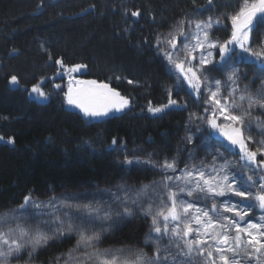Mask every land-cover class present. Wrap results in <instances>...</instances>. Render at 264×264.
<instances>
[{
    "label": "snow or ice",
    "instance_id": "6c2138e0",
    "mask_svg": "<svg viewBox=\"0 0 264 264\" xmlns=\"http://www.w3.org/2000/svg\"><path fill=\"white\" fill-rule=\"evenodd\" d=\"M191 2L193 15L182 16L153 43L176 87L189 89L193 107L188 100L172 98L169 88L167 103L153 107L149 102L147 110L156 114L172 106L184 109L189 128H207L209 139L219 136L226 143L210 147L204 142L202 158L187 150L183 167L176 157H126L123 163H143L161 179L138 187L119 185L99 198L51 195L40 200L26 195L18 207L0 211V264H17L25 256V264H32L42 252L73 237L72 247L53 255L50 264H264V36L258 32L264 25V0H240L233 13L204 18V5ZM206 3L211 11L214 0ZM125 14L141 17L139 9ZM224 19L230 21V35L220 40L213 29L222 27ZM54 63L59 69L48 79L69 76L66 103L84 117L100 119L129 107V99L107 83L76 81L83 87L73 88L71 73L86 65L67 66L62 57ZM248 65L256 69L251 75ZM9 82L21 83L17 75ZM43 84L42 79L31 87L30 98L48 100ZM254 132L261 138L254 140ZM0 141L5 137L0 135ZM5 142L14 145L15 138ZM185 143L193 144V136H186ZM256 207L262 210L258 218L245 220ZM136 217L149 225L143 246L103 247L114 218Z\"/></svg>",
    "mask_w": 264,
    "mask_h": 264
},
{
    "label": "trees",
    "instance_id": "16d2710c",
    "mask_svg": "<svg viewBox=\"0 0 264 264\" xmlns=\"http://www.w3.org/2000/svg\"><path fill=\"white\" fill-rule=\"evenodd\" d=\"M197 3L204 5L201 18L224 17L240 0H214L211 11L206 0ZM137 9L140 18L125 14ZM185 15H193L191 0H0V135L5 141L15 138L14 145L0 141V211L18 206L29 194L40 198L51 191L75 193L95 184L151 179L147 172L125 171L117 161L125 151L176 154L188 112L175 106L156 114L147 109L149 102L161 106L168 98L169 77L154 38ZM229 35L230 21L224 19L215 36L225 40ZM61 57L67 66L86 65L84 80L109 84L132 108L102 121L67 110L65 80L48 79L59 69L54 62ZM11 75L20 78L19 86L10 84ZM42 79L48 100L30 98L31 87ZM121 231L107 237L103 247L143 245V223L129 219ZM74 243L66 240L36 260L49 264Z\"/></svg>",
    "mask_w": 264,
    "mask_h": 264
},
{
    "label": "rangeland",
    "instance_id": "374dc122",
    "mask_svg": "<svg viewBox=\"0 0 264 264\" xmlns=\"http://www.w3.org/2000/svg\"><path fill=\"white\" fill-rule=\"evenodd\" d=\"M215 30L216 29H213V33H214ZM162 33H165V32H162ZM259 33H260L261 36H264V25L261 26ZM158 34H160V33H158ZM256 36L257 35L254 32L253 33V37L255 38ZM158 56L160 57V60L163 63V69H164V72H165L166 76L169 77L168 78L169 79V84L167 86V89H169V88L172 89V98L178 99V100H180V99L188 100L189 101V107L190 108L193 107L192 102H191V97H189L186 94L187 91L189 90L187 88V86L185 85L183 89H180V88L176 87V82H175L173 76L170 74L169 66H168L166 60L160 54H158ZM255 71H256L255 67L251 66V68H250V72L251 73H249V74L251 75ZM82 72H83V69H81L78 72L71 73L73 88L83 87V85H78L76 83V81H87V80H84L82 77H80ZM56 79L63 80V81L65 80L66 87H67V85L69 86V76L68 75H64L63 77L57 76ZM97 83H99V82H97ZM177 92L180 93L179 96H177ZM166 94H167V91H166ZM168 98L164 102L167 103ZM65 107L67 109L73 110V111L77 112L78 114H80L81 116H83V114L78 109H74V108L69 107L67 105L66 101H65ZM131 108H132V105L129 104V107L125 108L122 112H126L127 110H130ZM122 112L110 113L109 116H112V115H115V114L116 115H120V114H122ZM109 116L104 117V118H100V119L104 120V119H107ZM84 118H86V117H84ZM87 119H89V118H87ZM100 119H90V120H92V121L97 120L98 121ZM209 131L210 130L207 129V128H202L200 131H196L195 128H189L188 121H187V125H185L184 129H183L184 135H183V138H182V140L180 142L181 144L178 146L176 154L174 155V157L177 158L180 167H183L184 163L187 162V160H188V152H187V150H189V149L194 150L195 154L202 158L204 156V152L202 150V144L204 142H206L210 147H211V144H212L211 143L212 140L217 141L219 144L220 143H226V141H224L223 138L219 137V136H214L212 139H209V137H208V132ZM188 135H192L193 136V139H194V143L193 144H186L185 143V137L188 136ZM260 138L261 137L256 136L255 132L253 133V139L254 140L255 139H260ZM234 151H235V149H233V152ZM225 156H227L231 160L238 161V159L236 157H234L233 155H225ZM126 157L129 158V159H133V160L138 159L140 161H144V160H147L149 158H151L153 160H156V161H162L164 159L173 158V157H171V158L156 157L153 153L146 152L142 148H135L132 151H125L117 159L118 163L122 167H124L125 171H127L129 168H132V169H136L138 171L147 172V174H149V176L151 175V179H148V180L142 181V182H138V183L137 182H130V180H122V181H118V182H116L114 184H111L109 186L106 185L107 183L99 184V185L95 184L92 187H87V188L81 189V191H77L75 193H69L67 191H60V192L59 191H51L50 193L47 194V196L40 197L39 199L40 200H46L51 195H56V196H76V197H80V198H91L93 196H97L99 198L101 195H103L106 192V190H115L117 188V186H119V185L137 186L138 187L141 184H150L153 181H159L161 179V174L156 169L151 168V167H149V166H147V165H145L143 163H140V164L134 163L132 165H127V164L123 163V161L125 160ZM18 206H15L14 208H16ZM261 212H262V210L259 209L258 207L253 208L252 211H251L250 217H245V220H249L250 218H258V216L261 214ZM128 220L129 219H124V218H114L112 231H111L110 235L107 236V237H113V236L120 235V233L122 232L121 228L123 227V225H126L128 223ZM133 220L135 221V223H138V222L139 223H143V225L146 226V231L148 232L149 225H148V222L146 220H144V219H142L140 217L133 218ZM128 227H130V226H128ZM147 232H146V234H147ZM71 240L75 241V237H73ZM105 247H108V246H105ZM121 247H123V246H121ZM132 247H134V246H132ZM146 250H148V249H146ZM26 260H27V257L25 256L24 260H21V261L17 262V264H25ZM32 264H40V263H39V261H37L35 259L32 262Z\"/></svg>",
    "mask_w": 264,
    "mask_h": 264
}]
</instances>
